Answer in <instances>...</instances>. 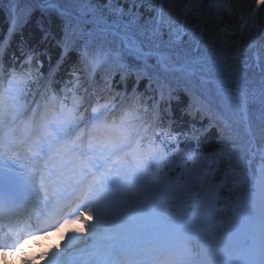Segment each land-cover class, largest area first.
<instances>
[{"label": "snow or ice", "instance_id": "snow-or-ice-1", "mask_svg": "<svg viewBox=\"0 0 264 264\" xmlns=\"http://www.w3.org/2000/svg\"><path fill=\"white\" fill-rule=\"evenodd\" d=\"M0 3V253L55 231L22 264H264V0Z\"/></svg>", "mask_w": 264, "mask_h": 264}, {"label": "trees", "instance_id": "trees-1", "mask_svg": "<svg viewBox=\"0 0 264 264\" xmlns=\"http://www.w3.org/2000/svg\"><path fill=\"white\" fill-rule=\"evenodd\" d=\"M3 8H4V5L2 3H0V11H2V15L0 16V28H3L5 26L4 25V12H3ZM33 22H35V21H33ZM51 30L53 32V37H50L49 40H55V35L58 34V31H59L58 28L56 27V24L55 23H53L51 25ZM37 40L38 39L35 36H33V37H30L28 40L25 39V42L28 45H31V43H36ZM13 47L14 48H17V44H14ZM13 52L16 53V56H18V54L20 53L19 51H13ZM10 54H12V52H10ZM10 56L11 55H9L7 57L8 60H11L10 59ZM48 60L49 59H45V62H43L44 67H43L42 71H44V72H46V69H47L46 62ZM181 116H179V115L178 116L177 115H174L173 116V118L177 122L178 129H179V127H184L185 126L184 123H183V121L187 119L186 117H183V115H181ZM205 123H207V121H205ZM201 145L205 149H212V148L216 147V131H215L214 128L211 131H209L206 136L201 137Z\"/></svg>", "mask_w": 264, "mask_h": 264}, {"label": "rangeland", "instance_id": "rangeland-1", "mask_svg": "<svg viewBox=\"0 0 264 264\" xmlns=\"http://www.w3.org/2000/svg\"><path fill=\"white\" fill-rule=\"evenodd\" d=\"M225 2H229V3H233V2H236V0H225ZM238 2L242 3V4H250L252 5L253 7L255 6V0H238ZM248 9L245 8L244 9V15L246 13H248ZM225 16L227 18V14L225 13ZM260 21L257 22V28L255 29H252V27H247L246 29H252V32H253V36H259V27L262 28L264 27V15H260ZM228 23H229V26L231 27L233 24L236 25L237 27L239 25H241V20L239 19V13H237V16L234 18V19H229L228 20ZM262 24V25H261Z\"/></svg>", "mask_w": 264, "mask_h": 264}, {"label": "bare ground", "instance_id": "bare-ground-1", "mask_svg": "<svg viewBox=\"0 0 264 264\" xmlns=\"http://www.w3.org/2000/svg\"><path fill=\"white\" fill-rule=\"evenodd\" d=\"M6 255H9V253L7 252ZM12 257L14 258L15 261H13L12 259H9V257H7V263L8 264H13V263L14 264H20L18 261L19 257L17 256L16 253H12ZM0 264H3V262H0Z\"/></svg>", "mask_w": 264, "mask_h": 264}]
</instances>
